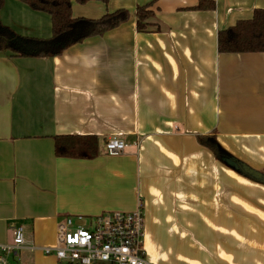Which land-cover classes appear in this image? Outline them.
Returning a JSON list of instances; mask_svg holds the SVG:
<instances>
[{"label": "crops", "instance_id": "obj_1", "mask_svg": "<svg viewBox=\"0 0 264 264\" xmlns=\"http://www.w3.org/2000/svg\"><path fill=\"white\" fill-rule=\"evenodd\" d=\"M201 1H73L74 18L131 17L59 57L0 52V244L23 226L29 244L53 247L66 216L142 206L153 261L171 264L163 249L174 242L187 245L181 264H264V183L198 141L215 136L264 174V53L218 47L220 31L253 19L264 0L194 10ZM0 22L22 36L52 35L51 17L19 0H6ZM58 137H96L98 155L59 158ZM114 138L128 145L123 155L105 152Z\"/></svg>", "mask_w": 264, "mask_h": 264}, {"label": "trees", "instance_id": "obj_2", "mask_svg": "<svg viewBox=\"0 0 264 264\" xmlns=\"http://www.w3.org/2000/svg\"><path fill=\"white\" fill-rule=\"evenodd\" d=\"M19 1L32 10L46 13L51 17L52 35L47 39L22 36L0 22V52L9 51L18 58L59 57L69 48L87 39L103 36L126 24L131 17L129 11L125 9L108 13L96 20L74 18L72 15L73 1L79 4H86L90 1L108 4L109 0ZM5 3L6 0H0V10L4 8ZM215 8V2L206 0L201 1L194 10L206 11ZM218 47L221 54L264 53V11L257 13L251 20L239 21L235 26L220 31ZM198 141L209 149L219 162L226 164V159L234 160L241 167L236 171L246 178L253 179L242 170L244 164L225 151L215 136H201ZM55 148L59 158L89 160L98 155L99 140L96 137H58ZM256 181L264 183V178Z\"/></svg>", "mask_w": 264, "mask_h": 264}, {"label": "built area", "instance_id": "obj_3", "mask_svg": "<svg viewBox=\"0 0 264 264\" xmlns=\"http://www.w3.org/2000/svg\"><path fill=\"white\" fill-rule=\"evenodd\" d=\"M127 147L124 140L114 138L106 143L105 152L116 157ZM27 252H41L53 257L56 264H155L148 258L142 206L133 212L109 211L96 217L66 216L58 226L53 247L29 244L24 227L18 226L12 243L0 244V264H8L6 255L26 264L22 255Z\"/></svg>", "mask_w": 264, "mask_h": 264}, {"label": "rangeland", "instance_id": "obj_4", "mask_svg": "<svg viewBox=\"0 0 264 264\" xmlns=\"http://www.w3.org/2000/svg\"><path fill=\"white\" fill-rule=\"evenodd\" d=\"M232 169V168H230ZM234 170L235 172H237L235 169H232ZM97 216V215H96ZM96 216H93V217H96ZM63 222V220H61ZM60 221V222H61ZM60 222H58V226L60 224ZM58 226H57V229H58ZM12 241H13V238H12ZM11 241V243H12ZM37 247L39 245L35 244ZM182 246H179V244L175 245L174 242L173 244H171L170 242H167L165 244V247H164V252L168 258V261L171 262V264H181L180 262H184L183 260H180L178 259V256H183V254H179V253H184L186 254L187 253V245L184 244V243H181ZM55 246V245H54ZM178 251V252H176ZM183 251V252H182ZM147 252H148V258L151 260L150 258V255H151V252L147 249ZM42 253L41 252H36L35 255L33 257H31L29 260L31 261H28L29 263H33L36 261V264H54L53 260L52 259H48L46 258L47 256H42L41 255ZM153 261V260H151ZM155 264H163L161 262H156V261H153ZM8 264H15L12 259H8Z\"/></svg>", "mask_w": 264, "mask_h": 264}, {"label": "water", "instance_id": "obj_5", "mask_svg": "<svg viewBox=\"0 0 264 264\" xmlns=\"http://www.w3.org/2000/svg\"><path fill=\"white\" fill-rule=\"evenodd\" d=\"M225 163L235 169V170H239L241 169V167L238 165V163H236L234 160H230V159H226L225 160ZM242 170L247 174L249 175L250 177H252L253 179H256V180H262L264 178V175L258 171H255L253 169H248L246 165H243L242 166Z\"/></svg>", "mask_w": 264, "mask_h": 264}]
</instances>
